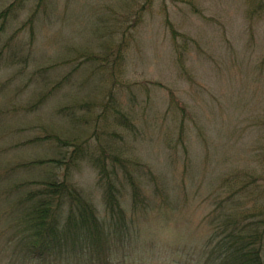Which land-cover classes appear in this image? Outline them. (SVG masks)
I'll list each match as a JSON object with an SVG mask.
<instances>
[{"label": "rangeland", "instance_id": "1", "mask_svg": "<svg viewBox=\"0 0 264 264\" xmlns=\"http://www.w3.org/2000/svg\"><path fill=\"white\" fill-rule=\"evenodd\" d=\"M11 1L0 0V10ZM254 7L253 0H24L0 27V48L8 39L16 53L14 65L0 64V193L46 173L61 179L65 164L58 161L4 172L20 161L63 160L71 147L59 142L87 138L90 148L98 141L125 156L113 177L122 214L106 211L97 170L78 159L67 180L93 208L99 244H75L56 258L30 257L11 215L17 195L3 201L1 193L0 264H205L216 203L264 184V7ZM119 39L128 45L122 64L101 69L97 56ZM106 101L124 110L133 127L97 116ZM71 104L77 122L57 113ZM44 133L61 141L21 144ZM122 169L140 182L143 203H133ZM233 173L227 190L223 179ZM250 175L256 178L248 185ZM241 200L242 208L249 205Z\"/></svg>", "mask_w": 264, "mask_h": 264}, {"label": "trees", "instance_id": "2", "mask_svg": "<svg viewBox=\"0 0 264 264\" xmlns=\"http://www.w3.org/2000/svg\"><path fill=\"white\" fill-rule=\"evenodd\" d=\"M253 1H255V12H258L262 6L264 7L262 0ZM23 4L24 0H12L0 10L1 30H3L9 20L15 18L18 11L22 9ZM38 9L39 7L36 6L35 10L38 11ZM34 16L35 14L32 13L26 20L30 26L29 33L31 37L33 35L31 26ZM132 19L136 25L141 19V11H137ZM119 26L120 24H117V30ZM117 30L110 33L114 34L118 32ZM171 32H175L173 28H171ZM8 44L9 40L5 39L3 46L0 48V64L10 67L16 63V53L9 49ZM127 46V42L124 39H119L114 48L110 49V47L105 46L100 57L97 55L87 57L94 58L97 56L101 69L107 66L114 69L118 64H122L123 51ZM174 49L178 53L177 60L180 62L179 55L181 51L176 46ZM51 94L52 91L49 89L31 106L37 107ZM85 105L88 106L89 104L85 103ZM78 106L81 107L83 105L79 104ZM57 113L71 122L79 120L75 115V106L73 104L59 107ZM97 116L102 117L104 121L107 120L115 126H121L126 129L133 127V122L128 114L124 110L112 106L110 101L102 104L101 111ZM182 128L181 123L180 131H182ZM45 139L61 141L55 134L44 133L43 135L33 136L21 142V144L39 143ZM60 145L71 147L67 155L63 156L65 157L63 160L37 158L20 161L8 167L4 172L6 175L19 168H37L41 165L51 164L54 161L65 164V172L59 180L46 173L41 178L21 181L14 184L10 190L6 191L3 189L1 191L3 201H7L13 191L17 195L9 203L12 208L10 210H12L11 215L14 225L17 226L15 232L23 234L22 238L25 239L23 240L24 249L34 259H45L49 256L56 258L65 249L67 251L71 250L75 244L80 246L84 243L88 246H95L100 240L101 225L97 223V216H95L93 208L82 197L80 191L67 180L68 169L78 159L89 161L97 170V182L102 188L106 211L110 215L122 214L117 195L119 186L113 177L116 176L115 165L118 164L122 167L123 159L121 157L125 156L106 151L104 146L98 141L92 143L93 148H90L87 138L81 141H62L59 142ZM122 171L124 179L130 186L133 203H143L145 198L140 182L127 169H122ZM148 173L150 174L149 179L154 184V189H157L155 177L149 170ZM234 177H237V174L233 173L226 176L223 179L222 186L229 190L233 184ZM255 178V176L250 175L248 185ZM28 185L33 187L24 193L17 194L20 189ZM235 192L231 191L220 199L209 215V223L212 229L206 239L208 252L205 264H264V184L263 189L259 186H252L245 193L237 196H235ZM260 192L263 195L262 199L258 200L257 194ZM243 198H246L249 202V205L244 208L241 207V199ZM63 204L67 205L65 218H63L61 209ZM77 228L84 229L86 231L85 236L76 235L75 229Z\"/></svg>", "mask_w": 264, "mask_h": 264}]
</instances>
